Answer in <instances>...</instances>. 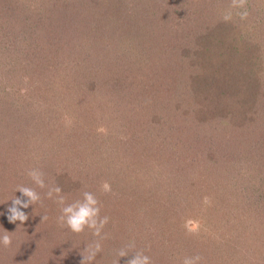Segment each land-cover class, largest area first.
<instances>
[{
	"label": "rangeland",
	"instance_id": "374dc122",
	"mask_svg": "<svg viewBox=\"0 0 264 264\" xmlns=\"http://www.w3.org/2000/svg\"><path fill=\"white\" fill-rule=\"evenodd\" d=\"M27 1L43 10L29 13L27 21L37 18L39 27L52 30H46L48 39L39 38L33 50L27 49L29 34L14 38L20 32L14 34L11 26L20 17H12L0 33V236L7 230L12 238L11 247L0 244V264H81V252L100 239L87 228L76 234L61 227L57 222L61 206L46 196L47 187L33 183L29 169L41 170L48 187L56 186L55 170L68 172L60 179L69 181L60 193L66 204L83 199L85 191L98 198L100 216L109 217L102 233L108 238L100 241L102 251L91 264L97 260L115 264L118 259L126 264L131 257L119 258L116 253L131 241L134 251L143 250L153 264H182L185 256L197 254L203 257L201 264H264V77L259 91L250 88L253 84L237 68L222 78L229 98L242 95L240 126L235 125L238 114L222 121V111L211 115L205 102L201 109L203 94L212 95L215 86L201 88L206 83L200 78L186 86L187 55L193 47L209 45H205L209 35L214 44L231 47L232 34L240 30L248 35L258 16L264 15V0L248 1L246 20L236 15L239 9L231 8L232 0H82L80 6L76 0L72 4L48 0L56 6L52 17H47L48 8L40 7H48L47 0ZM7 2L12 8L18 3ZM228 11L232 19L225 22ZM173 53H183V72L174 60H167ZM155 65L163 69L165 80L151 76ZM217 65L212 60L211 67ZM192 71L201 78L206 75L199 66ZM173 76L182 80L181 91L169 92L179 83L172 81ZM97 114L101 117L91 116ZM186 116L196 119L185 122ZM224 134L226 139L216 138ZM131 135L137 137L132 142ZM224 140L235 146L231 151L235 160L223 149L226 143L217 144ZM159 144L168 150L161 157L170 155L168 160L174 163L161 162L145 170V176L120 172L121 160L143 158L139 150L149 154ZM110 153L117 157L114 167L106 158ZM191 158L196 162L192 164ZM105 161L113 173L110 179L99 174L98 164ZM104 182L111 187L113 206L106 200L110 195L102 191ZM20 185L34 188L42 201L21 209L29 216L23 225L7 219L15 196L27 202L16 192ZM223 191L239 201L235 208L228 202L215 204ZM140 193H147L148 205L161 200L173 209L164 212L174 219L168 221L167 232L161 231L165 220L147 215L137 203ZM208 195L215 201L205 204ZM134 206L139 212L133 213ZM43 216L48 219L42 221Z\"/></svg>",
	"mask_w": 264,
	"mask_h": 264
},
{
	"label": "trees",
	"instance_id": "16d2710c",
	"mask_svg": "<svg viewBox=\"0 0 264 264\" xmlns=\"http://www.w3.org/2000/svg\"><path fill=\"white\" fill-rule=\"evenodd\" d=\"M17 1H18V3L15 5V7L12 8L9 5V3L7 2V0H0V33H1V29L7 27V24L12 17H14L16 19L20 17L21 21L19 23L17 22L16 24L14 23L11 26L12 30L14 31L13 32L14 34H15V30L20 32V33H16L14 38H17V35L25 37V36H27L26 34H29L27 49L33 50L36 47V44L39 43L40 39H48V37L44 36L45 33L47 34L46 30H52V29H46L47 27H39L38 25H40V24L37 23V18H36V20H33L31 22L27 21L26 17L28 18L29 13H31V12L40 13V11L43 12V10L39 9V7H38L39 10L36 9L38 5L34 7V6H32L31 2H28L27 0L26 1L17 0ZM59 1L60 0H57V2H59ZM67 1H69V0H67ZM69 2H71V4H72L73 0H70ZM76 2H77L78 6L83 4L82 0H76ZM51 3H52V1H51ZM51 3L49 4L48 0H47V3L45 2L46 5L48 4V7L41 6L39 4L40 7L44 8V9L48 8V10H50L48 12H51V13L47 14V17H49V16L52 17L53 9L56 7V6L52 7ZM250 3H251V0H250ZM83 7H84V5H83ZM78 9H80V8H78ZM83 10L84 9H82V11ZM72 12H73V7H72ZM260 13L261 12L259 11V14ZM19 15H21V16H19ZM23 15H25V16H23ZM262 16H264V15L260 14L258 16L259 18H257L256 22H254L251 25V29L249 30L248 35H244L243 33L240 34V30H237L238 33L236 31L235 34H232L234 39L233 40L231 39V40L234 41L235 43L234 44L231 43L230 44V45H232L231 47L222 46V45L219 46V42H218V45L216 43L214 44V41H213L214 37L211 38V35H209L210 39L207 43H205V45L206 44H209V45L203 46L201 48L200 47L199 48L193 47L194 51L191 55H187V52H186V55L188 57V61H187L188 62V68H187V70H188V75H189V79H187L186 86L188 85L189 81L193 80L194 78L195 79L200 78V80H202V82L205 81L206 84L201 83V86H200L201 88L202 87H208V86H215L212 95L208 96V93L203 94L204 99H203V102H201V105H202L201 109H202V107L206 108V106L204 105V102H205L208 105V107H207L208 111L207 112L210 113L211 115L219 114L220 111H222L223 112L222 117H221L222 121L230 120V118H228V116H230V114L231 115L238 114L239 118L235 123V125H237V126H240L241 125L240 123L242 122L241 120L244 119V114H243V109H242V103H243L242 95L237 93V94H235L234 97L230 96V98H229L228 95L231 92H229V94H227V90L225 89L226 88L225 87L226 82L222 81V78H223V80H225L226 76L230 75L229 73H231L233 69L237 68L236 71L240 70V74L244 75V79L245 80L248 79V82H251L253 84V86H251L250 88L254 87L255 91H259V89H261L259 87V85H260V83L264 77V75L262 76V74L264 73V49H263V47H264V44H263L264 33H262V31H264V17L261 18ZM38 18H40V17H38ZM22 21H24L25 24H23V23L21 24ZM175 22H177V20ZM177 25H179V23H177L176 26ZM177 33H178V31H177ZM144 39H145V37H143V39L141 41H144V44L147 46V39H145V40ZM261 43H262V45H261ZM13 44H14V42H13ZM225 44H227V42ZM173 45H175V44H173ZM9 49H12L11 46ZM169 59L174 60L176 62V63L174 62V65L176 67L180 68V70H181L180 72H183V53H182V55L180 53H173V56H171V54H170V55H168L167 60L171 61ZM205 60H207L211 65H212V60H215V63H219V65H217V67H211V65L209 63L205 62ZM196 66L201 67V69L206 72V75H207V73L209 75V72L210 73L212 72V74H214V75L210 74L211 75V77H210L208 75L206 76L205 74H203L202 78H201V77H199L200 75L197 76V74H198L197 71H195V72L192 71V69L195 68ZM155 68L156 69L154 70L153 73H151V76L154 79H160L161 77H163V79L165 80L166 77L162 74V72L160 70L162 68L158 65H155ZM109 75H110V72H108V71H107V73L105 72V76L108 77ZM175 77L176 76H173L172 81L175 79V82L176 83L179 82V83L174 88L172 86H170L169 92H171V90L173 91L175 89H179L181 91V89H180L181 82L180 81H182V80L176 79ZM154 79H153V81L155 82ZM201 88H199V92L201 91ZM128 92L131 93L130 90ZM122 96H126V95H122ZM128 96H133V95L131 94ZM171 97H174L173 94ZM231 98H233V101L231 100ZM210 101H212V102H210ZM229 102H230V104L228 105ZM105 103H106V101H105ZM107 106H108V104H107ZM100 107L101 106L97 107V109ZM240 108H241V110H240ZM240 111H242V112H240ZM99 112H101V111H99ZM91 114H93V113L91 112ZM91 116H93V118L101 117L100 114H97L96 116H94V115H91ZM104 116H106V115H104ZM118 117H120L119 114H118ZM245 117H246V113H245ZM80 118H81V116L76 117V120H77L75 122L76 125H77V123H80ZM102 118H103V115H102ZM121 118L122 117H120L119 119H121ZM182 118H183V120L185 119V122L192 121L191 119H196L195 116H186V117H182ZM92 120L93 119H91V121ZM178 120H179L178 122L182 123V119H178ZM212 121H213V119H210L209 124L213 123ZM28 122H30V121L28 120ZM180 123L178 125H180ZM121 124L122 123H120V125ZM175 126H176V124H175ZM209 128H211V127L209 126ZM161 129H159V131H161ZM107 132L105 134H107ZM105 134H103V136ZM93 135H94L93 137H96V132H93ZM225 135L226 134H224L222 137H218L219 136L218 135V136H216V138H220L222 140V138H224ZM131 136H132L131 142H132L133 138H137L135 135H131ZM226 137H227V135H226ZM226 137H225V139H226ZM223 143H226V144H223ZM217 144L218 145L223 144V149L225 148V150L227 151V154H229L231 156V159H233V160L236 159L235 157H233V152L231 153V151L234 149L235 146L233 147V145L230 143V141H228V143H227V140H224L223 142L219 141V142H217ZM166 148H167L166 146L159 144V145L155 146L153 148V151H151L149 154H148V152L139 150L138 153L140 156H143V158H140V157L135 158L134 157V161H130L133 158H130L128 160H126V159L121 160V162H122L121 168L122 169L120 172H125L126 176L130 172L134 173V174H138V175L143 174L145 176V174L143 173V172H145V170L148 172V170H152L151 168H155V165L161 164V162H164V164L169 163L171 165L172 163H174V160H172V161L168 160V157H170V155H167V159L161 157V156L167 154L168 150H166ZM209 148H210V146L207 149H209ZM172 149H173V147L170 148V151ZM107 150H109V149H107ZM130 153L132 154L133 152H130ZM136 153H134V155ZM171 153H174V152H171ZM222 156L224 157V156H226V154L224 153V155H222ZM157 157H159V158H157ZM106 158H108V160H110V159L112 160L111 163H112V166L114 167L115 163L117 162V157L113 156L110 153V156H108ZM154 158H156V159H154ZM191 159H192L191 160L192 164L194 162H196V159H193V158H191ZM108 164H109V161H105L100 165L98 164V166H102L99 174L100 175L101 174L106 175V176L109 175L108 179H110L113 176V173L111 171V168L108 166ZM127 165L129 167L125 168V166H127ZM135 166L137 167L136 169H134ZM149 166H150V169H148ZM144 167H146V169ZM66 173H67V175H66ZM96 173H98V171ZM53 175H54L55 185H58L60 188L62 187L61 189L66 188V186L69 185V181L66 184L60 182L61 177H66V176L68 177V172L63 171V169H57V170H55V173ZM62 175H65V176H62ZM95 175L97 177V174H95ZM97 178H99V177H97ZM113 182L115 183V180L114 181L111 180V184H113ZM146 194L140 193L138 196V199H137L138 200L137 203L139 202L138 204H140L144 208V211L147 215L151 214V215L160 217L162 220H165L164 221L165 224H163L161 231H162V233L167 232V228H169L168 221H172L174 219H173L172 215L166 214L164 212L165 211L166 212L171 211L173 209H170V207L166 206L165 203H159V202H161V200L159 202H158V200H156L154 204L148 205V199H147L148 195L145 196ZM108 195H110V196L106 200L113 199L112 193L108 192ZM218 196L219 197L216 198V200L218 202V203H215L216 205H221V204L226 205L227 202L230 203L229 205L232 208H235L238 205V204H236V202H239V201L233 200L229 195L227 196L224 191H223V193L222 192L220 194L218 193ZM209 197H210V200H209L210 202L215 201L214 195H211V196L208 195L207 198H209ZM131 201L134 202L133 199ZM111 202H112V200H111ZM113 204H116L115 199L112 202V206H113ZM123 204H126V202L124 201ZM118 206L122 207L120 204H118L117 207ZM133 208H130L134 211L133 213L139 212V211H137L139 208H137L135 206ZM129 216H130V214H129ZM137 219H139V217H137ZM135 223H138V222L135 221ZM172 225H173V223H172ZM134 227H138L140 230H142L141 229L142 226H140V224H137V225L134 224ZM137 233H139V232H137ZM148 233H149V231H148ZM168 235H170V234H168ZM118 237L122 238L121 235H119ZM228 253H229V251H228ZM152 256H153V254H152ZM156 257L161 258L162 256L160 257V255H158ZM230 258H231V256H229V258H227V261H230ZM233 259H237V258H233ZM232 262H234V260H232ZM238 262H239V260H238ZM95 264H103V262L101 260H99V261L97 260L95 262Z\"/></svg>",
	"mask_w": 264,
	"mask_h": 264
},
{
	"label": "clouds",
	"instance_id": "9594fccd",
	"mask_svg": "<svg viewBox=\"0 0 264 264\" xmlns=\"http://www.w3.org/2000/svg\"><path fill=\"white\" fill-rule=\"evenodd\" d=\"M248 0H232L231 8L239 9L236 15L240 17L241 20H246L249 16V11L247 9ZM232 12L228 11L224 16L223 20L225 22L231 21ZM28 177L33 181V183L39 188H48L46 196L49 199H54L55 202L60 205V215L57 217V222L61 227L69 228L73 233L81 234L85 231V229L92 230V235L98 237L100 239L95 240L92 244L86 246L81 255L83 257L81 264H91V262L95 259L96 255L102 251L101 240L107 239V234H102L103 229L107 225L109 221L108 216H100L101 205L96 197V195L92 192L85 191L83 192V199L76 200L72 203L66 204L65 198L60 195L62 189L56 185L48 187L45 184L44 173L39 169H29L27 171ZM102 191L105 193L111 192V187L107 182H104L101 186ZM19 191L23 194L24 197H27V202L22 200L20 197L13 198L11 206L8 208V221L10 223L15 224L17 221L23 225L28 219L29 216L22 211L21 209L28 208L30 205H35L36 203L41 201V197L34 188L27 187L24 185H20L17 187L16 192ZM204 203H209L207 197L204 198ZM47 216L42 217V221L47 220ZM191 221L186 222L190 224ZM189 234H193L191 228H187ZM0 244H2L5 248L11 247L12 238L8 234V231L5 230L3 235L0 236ZM135 249V241L129 242L125 247L117 250V256L119 258L122 257H131L127 260L126 264H153L152 258L148 255L144 254L143 250L134 251ZM131 253V254H130ZM203 257L199 254L195 256H185L182 260V264H201ZM120 259H118L115 264H119Z\"/></svg>",
	"mask_w": 264,
	"mask_h": 264
}]
</instances>
